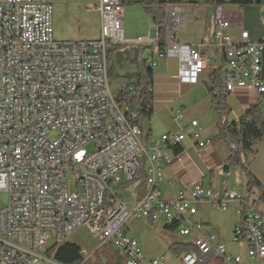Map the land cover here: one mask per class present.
<instances>
[{"label": "built area", "instance_id": "2783aa9c", "mask_svg": "<svg viewBox=\"0 0 264 264\" xmlns=\"http://www.w3.org/2000/svg\"><path fill=\"white\" fill-rule=\"evenodd\" d=\"M239 1L264 4L214 0V39L225 60V91L253 90L264 96V37L252 41L241 29L235 38L226 17L227 7L243 6ZM85 10L98 13L99 37L58 41L50 0H0V191L9 195L8 205L0 208V264H58L44 258L47 247L63 244L78 228L102 237L96 251L109 244L122 264H164L163 258L147 260L139 242L128 236L133 220L176 226L181 237H191L179 264H207L215 258L243 264L216 235L203 233L205 226L195 216L204 204L222 212L233 207L234 242L244 244L250 258L264 261V212L255 198L195 182L167 200L157 187L164 164L172 159L169 151L185 140L198 151L210 144L199 122L185 124L178 112V132L145 141L137 124L141 106L132 104L137 80L123 81L117 94L111 90L110 48L157 46L158 32L127 41L124 0H97ZM205 46L174 41L158 52L159 57H177L182 62L178 80L195 85L209 68ZM147 63L151 69L159 66L156 52H150ZM148 92L153 96V82ZM146 110L155 111L152 101ZM142 168L147 192L131 205L116 194L117 188L134 181ZM81 255L91 256L86 249Z\"/></svg>", "mask_w": 264, "mask_h": 264}, {"label": "crops", "instance_id": "0c3cea01", "mask_svg": "<svg viewBox=\"0 0 264 264\" xmlns=\"http://www.w3.org/2000/svg\"><path fill=\"white\" fill-rule=\"evenodd\" d=\"M142 1L144 0H124V5L129 3L141 5L144 12H146L145 7L151 2L149 0L141 4ZM158 1L166 2L164 0ZM212 5L210 11L202 8L198 13H195L193 7H182L180 4L172 5L171 7L177 8V10H172L171 12L174 16H177V19H172V15L171 19L174 22L178 21V24L174 26L172 20V23H169L168 14L166 18L165 28L167 38L164 47L171 45L174 41L182 45H199L205 42L204 51L209 68L200 76L198 83L195 85L180 83L178 73L182 62L177 57H159V45L147 47L129 43L118 46L119 49L115 53L113 52L114 48H112L110 53V75L118 79V91L119 85L123 81L128 79L137 80L144 67L150 68L147 63L149 54L151 51L156 52L159 66L156 69H152V82L154 84L152 102L155 111L150 118L141 119L145 141H148L151 135L159 138L166 133L178 132L180 125L179 122L174 120V116L176 113L181 112V122L187 124L193 120L198 121L203 129V138L210 142L205 150L198 151L191 140H185L181 143L177 154L173 150L169 151L172 159L170 162L164 164L163 179L157 184L163 198L167 200L175 199L183 188L191 189L195 182L220 192L230 190L245 196L242 187L244 186V182L240 170L238 168H231L227 173V178L224 172V168L227 166V159L231 155V148H234V146L217 139V114L212 109L210 74L214 69L225 70L226 66L221 52L215 46L214 1ZM225 13L227 19L232 23L230 32L235 38H238L241 29L249 32L252 41H258L264 37V4L255 3L243 6H230L225 9ZM149 18L150 21L146 28L141 29V32H132L126 30L124 10L122 22L126 40L132 42L139 37H150L157 30V26L154 24L152 16L149 15ZM177 28H180V33L176 32ZM263 98L264 96L259 95L257 91L253 90H236L233 94L226 93V103L229 107L228 122H238L247 111L258 106L264 114V106L261 104ZM253 150L256 152V155L250 160L249 170L264 187V140L256 144ZM143 175L145 176V173ZM144 176H138L134 180L137 183L132 189V198L126 196L131 205L141 200L147 192L148 186L146 177ZM172 179H177V182L173 186H170L168 182ZM134 181L123 183L117 189L125 191L124 189L133 184ZM253 195L257 200V196ZM261 205L264 206L263 204ZM261 211L264 212L262 209ZM225 214L231 219L234 228L236 219L233 207L222 212L209 204H204L199 207L195 219L205 226L203 233H213L216 235L213 225L222 224L224 219L223 216L220 217L219 215ZM143 221L150 225L158 224L146 220ZM159 224L165 230H168L163 223ZM174 231L178 233L177 230ZM127 234L130 236L129 227L127 228ZM216 236L218 241L225 245L222 238L218 235ZM130 237L136 239L132 236ZM191 239V237H182L181 241L172 246L177 264L180 263L179 256L182 251L190 248ZM153 259L158 258L155 257ZM212 262L226 264L220 259H214L208 264Z\"/></svg>", "mask_w": 264, "mask_h": 264}, {"label": "rangeland", "instance_id": "374dc122", "mask_svg": "<svg viewBox=\"0 0 264 264\" xmlns=\"http://www.w3.org/2000/svg\"><path fill=\"white\" fill-rule=\"evenodd\" d=\"M213 1L214 0H183L180 5L182 7H193L195 9V13H198L202 8L210 11L213 6ZM50 2L54 9L53 26L54 37L56 40L81 41L94 40L99 37L100 28L98 26V13L87 12L85 10L86 5L96 4L97 0H50ZM172 5L173 4L166 5V17L168 14V8ZM124 10L126 30L141 32V29L146 28L150 18L149 14L144 12L141 5L129 3L124 5ZM171 20L169 19V23H172ZM176 32L180 33V28H177ZM112 48H114V53L119 49L118 46H113ZM109 67L110 66H108V68ZM109 82L113 94H117L118 79L113 75H109ZM53 137H55V135ZM89 148L92 149L93 146L91 145ZM136 183L137 181H134L133 184L124 189L125 191L121 189L117 190L116 194L122 197L129 196L132 198V189ZM242 187L245 196L254 198V195L249 194L245 185ZM8 203V193L0 191V208L6 207ZM259 206L264 211V206L261 204ZM219 216H223L224 220L222 224L213 225V227H215V234L220 236L223 243L226 245L228 250L227 253L233 256H241L243 264H264V261L250 258L244 244L234 242V228L228 215L225 214ZM128 227L129 235L139 241L147 260L156 257L158 259L163 258L165 264H177L176 255L172 250V246L181 241L182 237L176 231H168L165 230L159 223L150 225L143 220L130 221ZM66 241L79 246L81 249H86L91 254L88 260H86L85 256L83 257L82 264H111L106 261V250L111 248L109 244L101 250L96 251V249L103 242L102 237L94 238L84 228H78L66 239ZM52 248L53 247H51V245L48 246L47 252L44 255V258L49 259L50 261H53V256L52 253L50 254L48 251ZM113 250L115 251V249ZM38 264H48V262L40 260ZM210 264L220 263L212 262Z\"/></svg>", "mask_w": 264, "mask_h": 264}, {"label": "trees", "instance_id": "16d2710c", "mask_svg": "<svg viewBox=\"0 0 264 264\" xmlns=\"http://www.w3.org/2000/svg\"><path fill=\"white\" fill-rule=\"evenodd\" d=\"M147 1L149 0H144L141 4H144ZM150 2V4L146 5L145 10L150 16H152L153 22L157 26L159 48L163 49L167 38L165 28V7L170 4L179 5L182 1L169 0L162 2L158 0H150ZM239 2L242 5L249 4V2ZM111 49L112 47L107 53L108 66ZM109 75L110 70L108 68V77ZM152 80L153 70L151 68L144 67L137 78V86L135 87L136 96L132 99V104L134 106H141L137 120V124L140 126L141 119H148L152 116V112H148L146 110V105L152 101V95L148 92V87ZM124 82H126L127 85L131 84V80L129 79ZM210 82L212 109L217 114V139L223 140L226 143H230L231 146H234V148H231V155L227 159V166L224 168V172L227 174L231 168H238L249 194H255L257 196L258 203L264 205V187L249 170L250 160L256 155L253 147L264 140V114L258 106L247 111L238 122L229 123L227 120L229 107L226 103L225 71L222 69L212 70V73L210 74ZM121 94L124 93L121 92ZM179 150L180 145L173 148V152L176 154ZM143 173H145V171L142 168L139 176H144ZM175 227L176 226H166V228L170 231L176 230ZM48 253H52L53 262L58 264H82L83 262L81 248L67 241L59 246L53 247L48 251ZM106 261L111 264H122L119 253L114 251L112 248H108L106 250Z\"/></svg>", "mask_w": 264, "mask_h": 264}, {"label": "bare ground", "instance_id": "6f19581e", "mask_svg": "<svg viewBox=\"0 0 264 264\" xmlns=\"http://www.w3.org/2000/svg\"><path fill=\"white\" fill-rule=\"evenodd\" d=\"M171 9L174 11V10H177V8L176 7H174V8H172L171 7ZM172 10H171V12H172ZM175 13V12H174ZM171 15H172V19H174V20H176L177 19V16L175 15L174 16V14H172L171 13ZM178 23V21H176V24ZM157 31V30H156ZM158 32V31H157ZM154 34V33H153ZM152 223V222H151ZM166 227V226H165ZM234 231V230H233ZM138 241V240H137ZM190 247V246H189ZM142 248V247H141ZM162 259V258H161ZM215 259H220V258H215ZM163 263H164V260H163Z\"/></svg>", "mask_w": 264, "mask_h": 264}, {"label": "water", "instance_id": "95a60500", "mask_svg": "<svg viewBox=\"0 0 264 264\" xmlns=\"http://www.w3.org/2000/svg\"><path fill=\"white\" fill-rule=\"evenodd\" d=\"M167 18V17H166ZM263 60H264V53H263Z\"/></svg>", "mask_w": 264, "mask_h": 264}]
</instances>
